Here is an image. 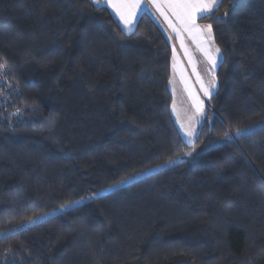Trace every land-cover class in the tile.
Here are the masks:
<instances>
[{
    "label": "trees",
    "instance_id": "16d2710c",
    "mask_svg": "<svg viewBox=\"0 0 264 264\" xmlns=\"http://www.w3.org/2000/svg\"><path fill=\"white\" fill-rule=\"evenodd\" d=\"M222 53L195 145L264 118V0H221ZM172 41L93 0H0V264H264V126L191 154L171 111ZM215 116L210 122V116Z\"/></svg>",
    "mask_w": 264,
    "mask_h": 264
},
{
    "label": "rangeland",
    "instance_id": "374dc122",
    "mask_svg": "<svg viewBox=\"0 0 264 264\" xmlns=\"http://www.w3.org/2000/svg\"><path fill=\"white\" fill-rule=\"evenodd\" d=\"M114 2H116V0H98V2H95V4L108 6L113 16L117 19L121 27L126 32H132L136 28L139 18L145 12L157 15L160 20L161 17L158 14H162V12L166 13L169 17L167 10L168 7L165 3L160 1L162 4V8H157L156 4L152 3L151 0H139L140 7L136 9L135 14L131 18V21L129 23H125V21L121 19L120 14L117 12L116 8L113 7ZM153 4L155 5L156 9L152 6ZM162 16L163 18H165V15L162 14ZM170 20L172 22V30L169 31V36L172 41L171 77L169 82L170 90L172 93L171 111L180 134L188 144L193 145V148L190 152L178 155L167 162L157 164L132 176H129L119 182H116L102 189L100 191L101 193L108 190H113L117 187L137 180L156 170L176 164L177 162H180L191 154H195L202 150L212 148L221 142L237 138L240 135L264 126L263 118L238 130L230 131L222 138L211 140L203 145H195L197 138L199 137V134L202 130V126L206 123L209 113L211 112V97L218 88L217 70L222 57L220 54V49L214 39L213 29L211 28V33L209 35L207 29L204 28V26L210 25L208 22L202 20L196 21V23L201 26V28H204L203 40L200 41L199 39L194 40L193 36L186 31H181L180 35H177L176 31L173 30V25H175L176 28H181L182 26L179 21L172 18H170ZM162 22L164 21L162 20ZM182 40L183 47L181 46ZM201 47H206L208 49L211 56L215 59V64H213L212 60H210L209 57L206 56L203 51H201ZM217 48L219 49V52H216ZM3 72L4 69H0V76L2 79ZM205 89L208 90V95H205ZM211 117L212 115L210 116L209 121H211ZM189 132L191 133V135L188 134ZM98 193L74 200L68 204L56 208L55 210L46 212L23 223L12 226L4 231H1L0 237L21 230L66 208L83 203L93 198Z\"/></svg>",
    "mask_w": 264,
    "mask_h": 264
},
{
    "label": "snow or ice",
    "instance_id": "6c2138e0",
    "mask_svg": "<svg viewBox=\"0 0 264 264\" xmlns=\"http://www.w3.org/2000/svg\"><path fill=\"white\" fill-rule=\"evenodd\" d=\"M94 2H98V0H94ZM151 2L156 4L157 8H162L160 0H151ZM164 3L167 7L172 9V14L182 26L181 28H176L175 25H173V30L176 31L177 35H180L181 31H186L193 36L194 40L199 39L200 41L203 40L204 28L207 29L210 35L212 26L206 25L204 28H201V26L196 23L198 15L200 18H209V16L214 13V10L221 6V0H164ZM113 7L116 8L121 19L124 20L125 23H129L136 9L140 7V3L139 0H116V2L113 3ZM162 14L165 15V19H168L166 13L162 12ZM169 23L171 24V21H169ZM181 46L183 47V40L181 41ZM201 51H203L204 54L212 60L213 64H215V59L211 56L206 47H201ZM216 52H219L218 48ZM3 67V65H0V69ZM205 95H208L207 89H205ZM188 134L191 135L190 132Z\"/></svg>",
    "mask_w": 264,
    "mask_h": 264
},
{
    "label": "crops",
    "instance_id": "0c3cea01",
    "mask_svg": "<svg viewBox=\"0 0 264 264\" xmlns=\"http://www.w3.org/2000/svg\"><path fill=\"white\" fill-rule=\"evenodd\" d=\"M161 2H163L164 3V0H160ZM155 9H156V7H155V5L153 4L152 5ZM168 15H169V17L170 18H172V19H175V20H177L176 19V17L173 15V14H171V9L168 7ZM158 11V10H157ZM160 17H161V20H160V18L157 16V15H155L154 14V16L159 20V21H161V24L163 25V27H164V29L167 31V33H168V35H170L169 34V31H171L172 30V26H171V24L169 23V21H171L170 20V18L168 17V19H165V18H163V16H162V14H158ZM116 19V18H115ZM117 20V19H116ZM162 20L164 21V22H162ZM197 20H202V18H200L199 17V15H198V17H197ZM178 21V20H177ZM202 21H204V20H202ZM206 22V21H205ZM172 23V22H171ZM210 24V23H209ZM166 25V26H165ZM211 25V24H210ZM167 27V28H166ZM212 28V27H211ZM168 29V30H167ZM213 29V28H212ZM220 54H221V57H222V53H221V51H220Z\"/></svg>",
    "mask_w": 264,
    "mask_h": 264
},
{
    "label": "water",
    "instance_id": "95a60500",
    "mask_svg": "<svg viewBox=\"0 0 264 264\" xmlns=\"http://www.w3.org/2000/svg\"><path fill=\"white\" fill-rule=\"evenodd\" d=\"M214 116H215V113L212 114V117H211V121L210 122H212Z\"/></svg>",
    "mask_w": 264,
    "mask_h": 264
}]
</instances>
